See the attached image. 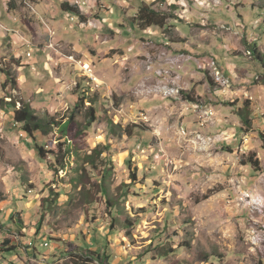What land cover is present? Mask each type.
Wrapping results in <instances>:
<instances>
[{
  "label": "rangeland",
  "instance_id": "1",
  "mask_svg": "<svg viewBox=\"0 0 264 264\" xmlns=\"http://www.w3.org/2000/svg\"><path fill=\"white\" fill-rule=\"evenodd\" d=\"M8 1L0 0L1 23L29 38L14 20L16 12H5ZM99 1L96 11L113 28L109 21L100 28L97 13L83 26L70 12L54 24L55 36L73 43L76 52L92 48L88 58L75 57L93 64L98 88L77 65L60 75L49 59L51 74L47 54L15 42L11 46L24 59L27 48L32 56L26 59L40 58L35 68L15 71L17 62L0 59V69L15 81L19 76L18 95L0 72V222L15 220L13 231L0 230V242L9 238L18 247L9 261L73 264L67 253L76 246L108 256L109 264H264V141L258 134L264 132V10H251L254 0H239L247 4L239 8L237 0ZM142 2L167 13V31L138 27L133 17ZM202 22L205 42L193 32ZM109 27L118 31L104 36ZM252 46L262 61L251 54ZM196 54L209 57L200 81L196 63H190ZM189 64L196 72L187 71ZM214 71L227 79L224 86ZM27 98L41 119L56 121L45 128L48 133L36 131L35 141L13 124V110ZM155 98L160 105L148 109L153 104L144 100ZM90 104L97 117L85 130ZM34 143L56 147L57 159L51 153L39 158ZM94 148L99 155L91 166L84 156ZM105 167L109 197L100 192ZM78 175L81 182L74 185ZM51 189L60 195L46 209ZM19 218L24 225L17 229Z\"/></svg>",
  "mask_w": 264,
  "mask_h": 264
},
{
  "label": "crops",
  "instance_id": "2",
  "mask_svg": "<svg viewBox=\"0 0 264 264\" xmlns=\"http://www.w3.org/2000/svg\"><path fill=\"white\" fill-rule=\"evenodd\" d=\"M76 0H29V4L23 3L21 6V1L17 0H9L7 5H6V9L5 12L8 15H11L13 12H16L14 15V20H18L21 22V25L24 27L23 31H26L29 34V38H25L24 33L22 31L19 30L18 27L15 28H9L7 25L2 24L0 21V24L3 28L4 31H0V48H3L4 45H7V48H3L2 50V55L0 56V59L3 60H8L10 61H14L17 62L18 65H16V67H14L15 71L18 68H22L23 66H30L32 68H35L36 63H38L40 58H32V59H26L31 57V52L29 51L28 48H32L34 51L39 52V55H41V57H43V55L47 54V61H46V66L49 69V72L51 73V67H50V63H49V59L50 61L52 60L55 64H57V70L59 72L60 75H62L63 73L67 72V70L69 69V62L67 61V59L65 58V56L67 55H74V56H83L85 55V58H88L90 55L89 49L92 48H88L86 53H78L76 52V46L73 45V43H71L70 41H68L67 39H65L64 37H57L55 36V23H62L63 22V17H61V13H65L63 12L60 7L61 4L64 2H68L70 3V5H76L75 4ZM84 1V0H83ZM87 1L85 6L79 7V10L81 11L82 14H86V18L82 19V18H78L83 21L80 22V25H84V21L86 22L88 19H90V16L93 14H98V16L101 18V13L100 11H96V5H97V1L100 3L99 0H85ZM201 1V0H200ZM212 1L215 4V1L213 0H209ZM11 2V3H10ZM42 4V6L40 8H38V11L36 12L35 10V6ZM101 4V3H100ZM25 5V6H24ZM247 4L246 2L243 3L239 0H237L236 4L234 5L235 7L239 8V7H245ZM104 5H102L103 7ZM105 8V7H103ZM107 8V7H106ZM229 8H232V6H230ZM108 9V8H107ZM256 10L258 13L260 10H264V0H254L253 4H251V10ZM35 12V13H34ZM260 15V14H259ZM239 19L243 20L244 16L238 14ZM98 19L99 23L101 24L100 28H103V22L109 21L110 26L112 27V23L109 17H103L101 19ZM182 18V17H181ZM236 22V21H235ZM242 23L241 21L238 23L236 22V24H240ZM44 24L47 26H44ZM254 24L255 26L258 25V20L255 19L254 20ZM173 25V24H172ZM205 22L201 23V24H194L193 27V32L195 35L199 34L200 36L197 37V39L200 42H205L208 40V34H206L207 32L205 31ZM61 26L58 25L57 28L59 29ZM111 27L107 28L109 29V34L108 35H104V36H109L110 34L114 33V31H118L117 28L112 29ZM174 29L176 30V34L177 36H179V38L183 39L181 37V33L179 31V28H177L175 25L173 26ZM242 27H243V23H242ZM244 28V27H243ZM12 29V30H11ZM48 29H51L54 31V35L52 36L53 33L48 32ZM147 29V28H146ZM11 32L14 34L13 39H11V36L8 35V33ZM145 30V29H144ZM120 31V30H119ZM115 34V33H114ZM113 34V35H114ZM115 36V35H114ZM113 36V37H114ZM111 38V36H110ZM7 40V41H6ZM48 40L51 43H55V48H48L47 47V43ZM30 42V44H27V42ZM107 40H105L106 42ZM166 41V42H165ZM15 42L16 46H24V47H28L26 52L24 53L26 58L24 59L22 57L21 52L19 51V49L14 48L11 46V44ZM104 42V43H105ZM168 40H166V38L164 37V43H167ZM177 41H173L171 43H176ZM177 45V44H175ZM184 45H186V43H184ZM198 47L202 48V45H197ZM187 48H190V50L192 52H194L193 48H191L190 44L187 45ZM109 50H114V48H112L111 46L109 47ZM30 52V56H27V52ZM195 55V54H194ZM209 57L206 56H202V55H197L193 56V59L190 61L191 64H193L194 62L196 63V65L193 66V68L195 67L196 70L198 72L195 71V69H191L190 64L187 66V71H195L198 75H194L196 76L195 78L200 81L202 80V76L200 74V71H205L206 67H204L203 62H207L209 59ZM83 59V58H82ZM84 61L86 59H83ZM206 66V65H205ZM55 69V70H56ZM52 74V73H51ZM210 74V71H209ZM17 72H16V87L17 89L15 90L17 92V94L19 95V87H18V83H19V76H17ZM185 77V76H184ZM243 79V82L248 81L249 79L243 75L241 76ZM25 79V78H24ZM23 79V80H24ZM249 82V81H248ZM205 88V87H204ZM31 92V91H30ZM220 93V90L214 92V94L216 93ZM20 97V96H19ZM163 98L167 99L168 97H164ZM22 99V98H21ZM31 98H27L25 99L26 101H28L31 105ZM161 100V99H160ZM144 102H152L153 105L148 106V109H151L152 107L155 106H159V105H154L155 102H157L156 98L155 99H145ZM171 105L173 104L172 101L168 100L167 105ZM189 127V124L187 123V128ZM12 256V255H11ZM9 260V258H8ZM6 262V261H5Z\"/></svg>",
  "mask_w": 264,
  "mask_h": 264
},
{
  "label": "trees",
  "instance_id": "3",
  "mask_svg": "<svg viewBox=\"0 0 264 264\" xmlns=\"http://www.w3.org/2000/svg\"><path fill=\"white\" fill-rule=\"evenodd\" d=\"M153 6H154L153 3L147 4L146 2H142L135 13L133 20L135 21V23H137L138 27L141 29H146L155 26V27H159L161 30L167 31L168 27L166 26L168 25V19L170 17L167 15L166 12L155 9ZM60 9L65 13L67 12L74 13L78 15L79 18L82 19L86 18V14H82L76 5H70V3L68 2L62 3ZM170 27L173 26L170 25ZM250 50H251V54H253V56L256 59L262 61V57L260 53L257 51L255 46H252V49ZM0 72L5 74L6 78L10 81V83L16 86V81L15 79H13V75L9 73L10 71L8 69H4V70L0 69ZM4 86L5 85H3V87ZM84 100H85L84 95L83 97H79L78 103L75 105L73 111L76 112L79 109V106H81V104L84 102ZM91 101L93 102V100ZM4 102L5 101L3 99H0V107ZM96 117H97V111L94 109L93 105L90 104V106L87 108V122L85 124V130L91 127L92 123L95 122ZM47 118H48L47 122L41 119L37 114V110L34 109L30 105V103L26 100L20 101V107L15 108L13 110L14 126L19 127L22 130V132H24L28 136V138H30L32 141L36 140L35 137L36 131H41L43 134H46L48 133V130H45V128L49 126L50 123L56 124V121H54L53 119L50 120L49 117ZM73 119L74 117L71 114L63 122V125L65 124L63 127L65 132H67V127L69 126L68 122L73 121ZM244 123H248V119H244ZM127 132L131 134V131H127ZM258 134L259 137L264 141V132L259 130ZM46 148L47 149H45L41 145H38L37 143H34V149L37 155L39 156V158H44L47 153H51L54 154L56 160L59 154L58 149H56V147L53 148L51 144H48ZM68 153L69 152H67V154ZM98 155H99V150L97 148H94L89 155L84 156L85 162L91 166H95V157ZM128 164L131 163L128 162ZM251 164L254 167H256L255 165L256 163H251ZM129 171H130L131 179L136 181L137 177L135 171L132 169H129ZM108 174H109V168L105 167L100 177V192L106 197H109V187L106 183ZM81 179H82L81 175H78V177L73 179V184L75 185V183L81 182ZM51 195L52 197H48L47 199L43 200V202H46V204H44L46 209H50L52 204L57 202L60 193L51 189L50 196ZM108 203H110V201H108ZM111 206L116 212H120V210L115 204H112ZM10 220H11L10 224L0 222V230L7 229L9 231H13V229L11 228L12 227L11 224L14 223L15 220L14 219H10ZM18 220L19 221L16 224V227L18 226L22 227L24 225L23 221L20 218ZM19 227L17 229H19ZM16 249H18V247L16 245H11V240L9 238H5L4 240H2L0 242V261H6L8 262V264H14L10 262L8 258L9 256L13 255L16 252ZM67 255L69 256L70 259H72L73 264H89V263L109 264L107 260L108 256L103 255L98 251H93L84 247L74 246L68 251Z\"/></svg>",
  "mask_w": 264,
  "mask_h": 264
},
{
  "label": "built area",
  "instance_id": "4",
  "mask_svg": "<svg viewBox=\"0 0 264 264\" xmlns=\"http://www.w3.org/2000/svg\"><path fill=\"white\" fill-rule=\"evenodd\" d=\"M19 1H21V2L23 1L24 3L28 2V0H19ZM219 3H220L219 0H215V4H219ZM75 4L79 7L86 5V4H83V0H76ZM199 4L204 5L205 4L204 0H201ZM76 18L78 19V15H74V16L71 15L70 16L71 20H74ZM1 28H2V26H1ZM48 32H49V34L54 33V31L51 29H48ZM27 44H30V42H27ZM47 47L48 48H55V43H50V41L48 40ZM27 56H30L29 51L27 52ZM65 58L67 59V61L70 64L77 65V67L81 70V72L84 74V76L86 78H92L93 79V85L95 86V88H98L101 85V83H99V80L97 79V77L94 75V66L91 62L77 59L74 55H67V56H65Z\"/></svg>",
  "mask_w": 264,
  "mask_h": 264
},
{
  "label": "bare ground",
  "instance_id": "5",
  "mask_svg": "<svg viewBox=\"0 0 264 264\" xmlns=\"http://www.w3.org/2000/svg\"><path fill=\"white\" fill-rule=\"evenodd\" d=\"M212 66H213V65H212ZM216 69H217V68L215 67V70H216ZM214 72H215V71H214ZM215 74H216V75H215ZM215 74H214L215 77H216L215 79H216L221 85L224 86V85L228 82L227 79H226V80H225V79H224V80L222 79L221 74H220V71H216Z\"/></svg>",
  "mask_w": 264,
  "mask_h": 264
}]
</instances>
